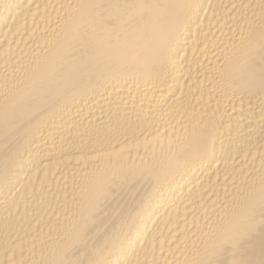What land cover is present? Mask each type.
Here are the masks:
<instances>
[{
    "label": "bare ground",
    "instance_id": "6f19581e",
    "mask_svg": "<svg viewBox=\"0 0 264 264\" xmlns=\"http://www.w3.org/2000/svg\"><path fill=\"white\" fill-rule=\"evenodd\" d=\"M0 264H264V0H0Z\"/></svg>",
    "mask_w": 264,
    "mask_h": 264
}]
</instances>
